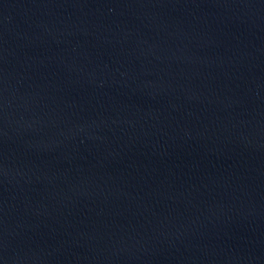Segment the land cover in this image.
Returning <instances> with one entry per match:
<instances>
[{
  "label": "water",
  "instance_id": "1",
  "mask_svg": "<svg viewBox=\"0 0 264 264\" xmlns=\"http://www.w3.org/2000/svg\"><path fill=\"white\" fill-rule=\"evenodd\" d=\"M0 264H264V0H0Z\"/></svg>",
  "mask_w": 264,
  "mask_h": 264
}]
</instances>
